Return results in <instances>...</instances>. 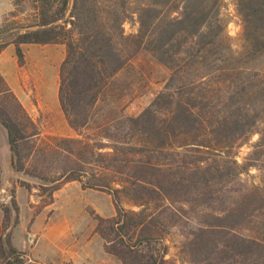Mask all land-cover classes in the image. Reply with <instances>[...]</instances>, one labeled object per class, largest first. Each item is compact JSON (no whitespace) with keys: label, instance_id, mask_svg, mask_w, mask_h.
Wrapping results in <instances>:
<instances>
[{"label":"trees","instance_id":"1","mask_svg":"<svg viewBox=\"0 0 264 264\" xmlns=\"http://www.w3.org/2000/svg\"><path fill=\"white\" fill-rule=\"evenodd\" d=\"M19 1L15 0L14 5ZM216 1L186 0V5L172 12L170 6L178 8L180 1L113 0L110 9L102 10L96 0H29L31 12L26 24L12 20L6 25L20 30L0 42V52L12 44L19 66L24 58L21 44H63L57 100L66 124L75 132L89 125L97 127L100 118H105L101 111L106 106L114 100L119 104L125 93L130 95L136 79L123 87L119 76L124 71H135L134 61L139 55L147 53L170 71L168 81L146 108L134 117H124L125 144L111 143L107 146L110 151L101 154L109 174L98 175L92 165L85 166L87 162L81 155H94L95 151L81 139H60V144L40 151L67 161L50 180L57 182L52 191L77 181L83 189L110 196L113 216L103 218L89 213L96 221L94 231L102 238L104 249L122 264H264V191L258 186L240 184L241 188L235 190L238 197L226 208H212L207 201L198 204L199 208L190 207L187 221L183 210L174 206L180 193L173 168L188 172L185 185L189 191H198L208 201L222 205L211 188L221 181L237 180L251 167H257L264 155V71L236 61L240 57H234V61L211 58L206 63L211 51L227 39L220 30L210 32L213 25L220 27L212 14ZM235 7L242 20L244 44L240 52H246L253 63L264 57V0H236ZM158 8L169 9L160 15ZM8 14L14 16L12 11ZM133 15L137 30L124 35L120 25ZM195 57H201L206 72L187 77ZM0 80V125L7 135L10 167L20 172L25 158L33 155V151L23 155L21 143L27 138L26 129L34 130V123ZM194 99L204 102L206 110L199 112ZM208 105L213 109L209 110ZM254 134L257 141L247 157L251 162H237L235 151ZM29 135L36 133L31 131ZM187 151L199 155L192 159L185 154ZM164 152L174 153L177 160H159L158 155ZM118 165L134 168L132 172H120ZM19 185L28 191L31 188L25 182ZM11 193L10 204L0 206L5 233L0 239V264L20 261L6 233L12 215L18 211L13 189ZM123 199L137 210L125 209ZM51 202L50 196L44 205ZM187 222L193 228L186 230ZM182 224L187 228L180 233V259L166 258L167 247L159 250L155 244ZM243 225L249 231L247 235L239 233Z\"/></svg>","mask_w":264,"mask_h":264},{"label":"rangeland","instance_id":"2","mask_svg":"<svg viewBox=\"0 0 264 264\" xmlns=\"http://www.w3.org/2000/svg\"><path fill=\"white\" fill-rule=\"evenodd\" d=\"M9 1V9L0 15V42L9 39L18 30L17 29L14 31V29H8L6 25L9 22L16 20L20 24H26L29 19V13L31 12L29 9V0H22L21 2L19 1V3L16 5H14L15 0ZM96 1H98L102 6L100 9L107 10L110 9V3L113 0ZM130 1L132 0H129V2ZM177 1H180L178 8H173V6H170L172 12L180 9L181 6L186 5V0ZM182 1L184 2L182 3ZM191 1L192 0H188V2ZM235 3L236 0H217L216 3L212 5V14L214 18H217L216 20L220 21V27L213 25V28L210 29V32L215 34L220 30L227 36V39H222V41L219 43V46L216 44L217 47L211 51V55L209 57L210 59H207L206 63L208 64L210 61H212L213 59L211 58L234 61V57H240V59L236 61L246 64V66L250 69L264 71V57H261L259 60L256 59L255 62L252 63V61L247 58L246 52H240V50L242 51V46L244 44L242 37V20L236 11ZM167 9L169 8H158V11H160V15H164L167 14ZM10 11L13 12L14 16L8 14ZM173 15H176V13H173ZM106 24L109 25L107 21ZM137 26V19L134 15L124 19L120 25L124 35L135 33ZM176 29H179V27ZM22 48L24 58L21 66L16 65L17 67H15V63L12 62V67L17 68L19 76V84L16 87V92L8 86L1 74L0 77L4 84L15 96L18 103L22 106L27 116L34 123V130L27 128V138L21 143V153L23 155L28 153L31 154L33 151V155L25 158L23 161L24 164L22 171L15 172L12 168L11 170L18 178L16 179L18 185L21 182H25L31 187L28 191L29 193L32 189H34L38 194L43 196L41 203L44 205V202H47L50 196L52 197V188L57 183H51L50 180L55 177V174L60 171V168L65 164L64 162L67 161H64L63 158L58 157L57 155L54 157L52 155H48V153H43V155L41 153L42 150L47 151L48 146L53 148L55 145L60 144V139H81L85 142H89L95 151L94 155H81L83 161L87 162L85 163V166L92 165L98 175H104L105 172H108L109 174V170H106V167H103L102 165L103 161L100 160L101 154L110 151L107 146L111 143L115 142L119 145L125 144L123 128L126 123L123 122L125 119L124 117H134L140 114V112L146 108L155 95L162 90V87L170 77V71L166 70L157 61H154V59H152L147 53L139 55L134 61L136 67L135 71L133 72L134 74L131 70H128L124 71L123 74L119 76L123 80V87L125 84H129L132 79H136L137 82L135 83V88L130 91V95L125 96V93L122 95L121 100L118 101L119 104H115L116 101L114 100L112 104L106 106V109L101 111L103 113L101 117L103 116L105 118H100L101 121L97 127L89 125L86 128L75 132L66 124L57 100L58 69L65 54V48L63 44L53 43L45 45H23ZM238 52L240 53L238 54ZM185 56H188L187 51L185 52ZM13 58L15 61V55ZM195 59L196 61L191 67H188V71H186L188 74L186 75L187 77H193L195 74L206 72L205 70L207 67L202 66L201 57H195ZM189 60L192 59L189 57ZM198 65H200L199 69H197ZM2 88L3 84L0 80V91ZM1 96L2 95L0 94V97ZM253 100L254 99L252 98L251 101ZM192 102L196 104L199 112L206 110V107L204 108L203 105L204 102H200L198 99H194ZM208 108L209 110L213 109L212 106L209 105ZM259 126L261 127V123ZM31 131L35 132L36 135H29ZM256 141L257 135L254 134L245 144L235 151L234 156L237 162H251V159L247 157L253 149L252 144ZM62 144L63 143H61V145ZM96 151L99 152L100 155H97ZM185 154H187V156H192V159L199 155V153H194L193 151H187ZM158 158H160L159 160L162 161H176L178 156L172 152H164L161 155H158ZM103 160L108 161V159L104 158ZM257 162V167H251L247 173L241 174L237 180L221 181L211 188V191L215 192L216 196L221 198L219 199L221 200L222 205H219V201H208V199L205 198V196H202L198 191H189V189H187L188 186L185 185L186 182L188 183L189 181L187 178L189 175L188 172L183 171V169H180L182 172L180 170L177 171V169L173 168L171 172L175 173L174 178L176 179L175 182H178V190L180 193L177 199L179 202L176 201L177 203L174 206L177 209L181 208L183 210V217L187 221L185 216L186 213H189V208H199L198 204H202L205 201H207L208 204L211 202V205L214 206L212 208L229 207L231 203L235 202L234 197H238L235 190L241 188L239 186L240 184L247 188L258 186L261 191H264V169H262L260 166V162H262L261 164H264V155H261ZM67 164L68 163H66V165ZM117 167L120 172H125L124 170H129L132 172L130 169L134 168L132 165H130V167L118 165ZM77 183L80 184L79 182ZM12 189L14 191V187L3 188L5 191L4 193L10 195V199L7 204L0 202V206H8L10 204L13 198L11 193ZM122 201L124 205L123 207L125 209L137 210L135 206L127 203L125 199ZM200 207H203L202 212H204L205 206L202 205ZM88 209L90 208L86 207V210ZM186 228L187 225L182 224L181 226L171 230L167 239L155 244L156 248L161 250L163 246H166V258H174L176 260L180 259V233H184ZM191 228H193V226L189 224V227L186 230ZM238 230L239 233L243 235H247L249 232L245 225L240 227ZM15 256L20 260L17 264H26V259H24L20 253L16 252Z\"/></svg>","mask_w":264,"mask_h":264},{"label":"crops","instance_id":"3","mask_svg":"<svg viewBox=\"0 0 264 264\" xmlns=\"http://www.w3.org/2000/svg\"><path fill=\"white\" fill-rule=\"evenodd\" d=\"M9 6V0H0V15ZM23 45L37 44H21V50ZM14 55L12 44L0 52V74L16 92L19 76ZM12 62L15 63L14 68ZM0 147V191L14 187L18 207L6 233L11 247L26 259V264H122L104 249L102 238L94 231L96 221L89 213L92 211L103 218L113 216L114 209L108 194L83 189L76 181H70L53 191L50 204L42 205V195L34 189L29 193L17 184L18 178L10 167L7 135L1 126ZM86 207L90 209L86 210ZM2 218L0 207V239L5 235L1 227Z\"/></svg>","mask_w":264,"mask_h":264},{"label":"built area","instance_id":"4","mask_svg":"<svg viewBox=\"0 0 264 264\" xmlns=\"http://www.w3.org/2000/svg\"><path fill=\"white\" fill-rule=\"evenodd\" d=\"M5 191L2 189L0 191V202L3 203V204H7V202L9 201L10 199V195L4 193Z\"/></svg>","mask_w":264,"mask_h":264}]
</instances>
